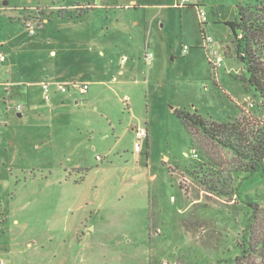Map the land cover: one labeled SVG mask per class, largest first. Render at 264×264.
<instances>
[{"label": "rangeland", "instance_id": "obj_1", "mask_svg": "<svg viewBox=\"0 0 264 264\" xmlns=\"http://www.w3.org/2000/svg\"><path fill=\"white\" fill-rule=\"evenodd\" d=\"M134 1L152 5L149 44L144 14L134 27L138 10L125 7ZM181 1L0 0V264H228L238 255L248 203L264 215V178L238 173L230 151L174 111L264 129L225 25L238 4L264 0ZM76 2L101 8L83 24L59 17ZM116 20L131 40L96 36L122 29ZM203 34L222 57L216 74ZM62 81L89 89L52 87L45 100L42 83ZM132 127L148 132L138 150Z\"/></svg>", "mask_w": 264, "mask_h": 264}, {"label": "trees", "instance_id": "obj_2", "mask_svg": "<svg viewBox=\"0 0 264 264\" xmlns=\"http://www.w3.org/2000/svg\"><path fill=\"white\" fill-rule=\"evenodd\" d=\"M225 25L232 33L236 56L243 63L241 79L260 99L264 110V6L261 3L254 6L238 4L236 18ZM174 112L193 134L197 130L210 142L230 151L240 163L238 173L264 178V129L253 127L254 124L244 118L215 123L196 112L179 109ZM192 173L202 177L201 182L208 179L200 174L201 171ZM208 187H211L209 183ZM247 206L251 213L241 234L239 253L227 261L228 264H264V215L258 214L256 203L250 202Z\"/></svg>", "mask_w": 264, "mask_h": 264}, {"label": "crops", "instance_id": "obj_3", "mask_svg": "<svg viewBox=\"0 0 264 264\" xmlns=\"http://www.w3.org/2000/svg\"><path fill=\"white\" fill-rule=\"evenodd\" d=\"M200 2L198 1V7L200 6ZM4 6H6V4ZM151 6L152 5H150V4H146V2H141V4H140L138 1L132 2L131 3V6L130 5H126L125 6V7H127L128 10H130V8L138 10L137 11L138 13H135L133 15L134 20L131 22V24L134 27H137L140 24V22H139V20H137V18H140V15H143L144 14V16H143V19L144 20L142 22V25H143L144 31H145V27L149 29V41H148V44L150 42V37H151V34H152L153 21H152V17L151 16H146V13H147L146 11H148V8L151 7ZM60 8L65 9V10L67 9L66 11H69V15L61 14L59 17H61L62 19L64 18L67 21H78L79 20L81 22V24H83L82 23V19H83L84 15L87 14V13H90V12L94 11L97 8H101V6H99V5H92L90 3L76 2L73 6H70L68 8H64V7H60ZM69 9H71V10H69ZM143 11H144V13H143ZM116 22L121 23V25H122L121 28L122 29L116 30L114 33H109L108 31L110 30V28L113 27L111 25V26L107 27L106 31L103 30L101 33L100 32H97L96 33V36L99 37L101 35L102 38H106V37L109 36V37H111V39L113 40L114 43H116L117 41H122L123 42L125 39L131 40L132 39V36H131L130 32L129 31H125L123 29V28H125V27H123V26H125V22H122V21H119V20H116ZM114 24H115V22H114ZM96 52L98 53V55L104 56V51L103 50H97ZM49 54L53 58H55L57 56L56 50H53V49L50 50ZM72 58H73V55H72ZM56 75L57 74H55V77L59 78ZM61 83L65 84V81H62ZM83 83H86V82H83ZM51 94H52V90H51ZM135 129H136L135 127H132L131 128V130L133 132H134ZM146 133L147 134L145 136V141L147 140L146 142H148V137H147L148 132H147V130H146Z\"/></svg>", "mask_w": 264, "mask_h": 264}, {"label": "built area", "instance_id": "obj_4", "mask_svg": "<svg viewBox=\"0 0 264 264\" xmlns=\"http://www.w3.org/2000/svg\"><path fill=\"white\" fill-rule=\"evenodd\" d=\"M189 2H190V0H182L181 1V7L187 5ZM198 18H199L201 23H203V21L205 20V14L200 9H198ZM28 27H29L28 29L30 30V32L33 33V29H31L30 26H28ZM204 42H205L206 48H207L208 61L211 64L213 72L216 74L217 70L221 67L222 57L218 56L217 49L214 46V43L211 41L210 38L205 37ZM151 58H152L151 54H148L146 59L149 62L151 60ZM3 60H4L3 55H0V62H2ZM52 87L57 88V90L60 91L61 93L67 92L68 89H70V88H74V89L78 90V92L82 95L88 91V84L87 83L62 84V83H58V82H44V83H42L41 88H42L45 100L49 99ZM248 106L253 107V103H250ZM19 109L20 108H18V110ZM134 134H135V138L137 140V142L135 143V148H136V150H138L140 143L143 141V139H145L146 131H145V129H135ZM192 153H193V157L197 156L193 150H192Z\"/></svg>", "mask_w": 264, "mask_h": 264}]
</instances>
